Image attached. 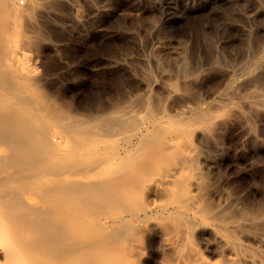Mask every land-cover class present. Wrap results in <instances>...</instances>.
<instances>
[{"label": "rangeland", "instance_id": "rangeland-1", "mask_svg": "<svg viewBox=\"0 0 264 264\" xmlns=\"http://www.w3.org/2000/svg\"><path fill=\"white\" fill-rule=\"evenodd\" d=\"M31 200L40 264H264V0H0L1 251Z\"/></svg>", "mask_w": 264, "mask_h": 264}, {"label": "bare ground", "instance_id": "bare-ground-1", "mask_svg": "<svg viewBox=\"0 0 264 264\" xmlns=\"http://www.w3.org/2000/svg\"><path fill=\"white\" fill-rule=\"evenodd\" d=\"M17 130V134L20 133L21 130L19 127ZM0 212H2L1 205ZM15 224L16 230L14 240L10 244L11 249L8 252L0 250V254H4V259L7 264H40L38 245L39 218L36 201L31 200L27 203V206L22 208V210L17 214ZM185 233L184 236L187 237L188 234L186 233V235ZM188 238L185 239L182 236H179L172 240L169 239V245L175 248V264H198V257L192 253L188 254V252L184 250V247L191 240H188ZM4 241L5 233L3 231V223L0 218V242ZM233 252L235 253V258H231L225 264H239V252L236 250ZM117 262L119 261L113 252L95 251L94 253H89L83 248L81 249L78 257L68 260V262L64 264H117ZM133 264H135L134 261Z\"/></svg>", "mask_w": 264, "mask_h": 264}]
</instances>
